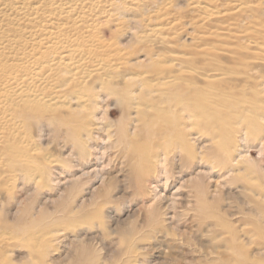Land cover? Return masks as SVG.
Returning <instances> with one entry per match:
<instances>
[{"label":"rangeland","instance_id":"obj_1","mask_svg":"<svg viewBox=\"0 0 264 264\" xmlns=\"http://www.w3.org/2000/svg\"><path fill=\"white\" fill-rule=\"evenodd\" d=\"M194 1L78 0L59 6V0H44L42 11L25 17L6 11L0 1V264H264V0H209V17ZM125 18L140 23L131 28ZM128 32L133 35L119 42ZM73 48L83 51L69 54ZM92 59H105L107 67L93 73ZM149 59L164 67L148 65ZM76 60L78 69L67 63ZM118 65L124 67L113 69ZM36 72L49 78L31 81ZM64 80L77 87L57 92ZM14 82L34 92L4 102L2 92L15 88ZM112 84L124 99L108 94ZM80 86L92 89L91 96L72 103ZM104 94L110 105L103 124L110 123L112 132L119 126L133 132L129 146L114 145L113 135V146L103 148L97 138L102 134L90 113L101 112L90 101ZM70 104L85 118V132H93L90 143L77 146L65 125L48 123ZM39 105L45 114L27 121L4 115ZM89 144L102 159H95ZM203 145L201 160L177 163L183 146L182 153H189ZM234 149H247L249 161L232 166L220 160L221 151L233 155ZM80 150L86 155H77ZM164 152L166 186L154 160ZM95 167L110 176L106 183L92 177ZM200 169L210 177L203 210L192 180ZM68 177L80 183L62 195ZM149 182L174 199L177 229L148 220ZM96 186L101 192L82 202ZM108 215L131 225L130 235L112 231L117 220ZM161 240L163 246L154 249ZM134 245L153 250L137 253ZM224 246L237 252H224Z\"/></svg>","mask_w":264,"mask_h":264},{"label":"bare ground","instance_id":"obj_2","mask_svg":"<svg viewBox=\"0 0 264 264\" xmlns=\"http://www.w3.org/2000/svg\"><path fill=\"white\" fill-rule=\"evenodd\" d=\"M1 1V0H0ZM9 0H4V2H1V4H3V5H5L6 7H8V9L6 10V11H9L10 13H12V14H17V15H24L23 17H25V16H28V15H34V14H37V13H39L40 11H42L43 10V8H45L48 4L47 3H44V0H38V1H35L34 2V0H33V2L32 3H28L27 2V0H12V3L11 2H8ZM72 1H78V0H59V6H62V5H68V4H71V2ZM194 6L195 7H197V9L198 10H200V11H202L203 13H206V16L207 17H209L210 15H212L213 14V11L210 9V1L209 0H195L194 1ZM239 6H241V5H239ZM169 7V6H168ZM165 8H167V7H165ZM4 10H5V7L3 8ZM122 14V13H121ZM120 14V15H121ZM49 15V14H48ZM126 20L125 21H127L129 24H130V26H131V28L132 27H135V26H137V25H139V23H140V20L139 19H135V18H125ZM151 32L154 30V27H152V28H150L149 29ZM133 35V33L132 32H128L127 34H124L122 37H120V40H119V42H121V41H124L126 38H129V37H131ZM80 48H82L83 46L81 45V46H79ZM83 50L82 49H76V48H73V49H71L70 51H69V54H72V53H75V52H82ZM86 53H89V51H86ZM113 56V55H112ZM108 58H109V56H107ZM92 58V57H91ZM86 60H87V58H86ZM90 60V59H89ZM93 61H96V62H93V63H95V69L92 71L93 73H97V72H100V70H104L106 67H107V65H105V63L107 62V61H105V59H104V61H102L101 59H99V60H94V59H92ZM140 60V59H139ZM146 62V61H145ZM68 63V65L69 66H73V67H76V69H78V67H79V64H78V62H77V60L76 61H74V62H67ZM92 63V64H93ZM135 64H140L141 63V61H136V62H134ZM148 63V65H152V67L154 66V65H158L160 68H162V67H164V64H161L160 62H158V61H156V60H153V59H149V61L147 62ZM166 63V62H165ZM124 66H122V65H118V66H115L113 69H121V68H123ZM148 67V66H147ZM155 67H157V66H155ZM85 68V67H84ZM151 69V68H150ZM168 69V68H167ZM161 70V69H160ZM169 70V69H168ZM176 70V69H175ZM164 71V70H163ZM166 71V70H165ZM172 71V70H171ZM174 71V70H173ZM91 72V73H92ZM150 72V71H149ZM175 72V71H174ZM102 74V73H101ZM160 74V71L159 72H154V76L155 75H159ZM220 75H221V77H223V75L224 74H221L220 73ZM41 76H44V74H40V73H38V72H36V73H34V76L33 77H31L30 78V80L31 81H33V80H44V81H46V79L47 78H49V77H41ZM217 76H219V74L217 75ZM39 77H41L40 79H38ZM165 77H168V76H165ZM124 78V77H123ZM13 80H16V77H13L12 78ZM164 79H166V78H164ZM67 80V79H66ZM66 80H64V81H62V84L58 87V89L60 90V91H57V92H61L62 91V89L63 90H65L66 88L65 87H71V88H74V87H77V85L76 84H71V83H67L66 82ZM72 80V79H71ZM71 80H69V82L71 81ZM14 83H16V82H14ZM21 82H19V83H16V85H15V88H10L9 89V91L8 90H5V91H3L2 92V100L4 101V102H8V101H14V100H19V101H21V100H23V96H27V94H29V93H32V92H34V91H32L29 87H25V85H22V86H19V84H20ZM223 83V82H222ZM227 85V84H226ZM232 85V84H231ZM187 86V85H186ZM247 86V85H246ZM81 88L79 89V91L77 92V94L74 96V97H70V100H74V101H71L72 103H77V102H79V101H84L83 99H81V97H83V98H86V99H88V98H90V92L92 91V89H86L85 87H83V86H80ZM97 87V86H96ZM98 87H100L101 88V86L99 85ZM115 87H116V85H111L110 86V88H108L107 89V91H108V94L109 95H117V96H120L121 97V95L120 94H122L121 93V91H117V89H115ZM56 89V88H55ZM85 91H87L86 93H85ZM76 93V92H75ZM149 93H151V92H148L147 94H149ZM186 92H184V94H185ZM51 94V93H50ZM99 94V93H98ZM130 95H131V93H129ZM174 95H175V93H174ZM181 95V94H180ZM49 96V95H48ZM81 96V97H80ZM107 96L108 95H106V94H104V96H102L101 98H100V96L98 97L99 98V101L98 102H96L95 103V101H90V103H93V104H95V106H97V109L99 108L100 109V112H101V114H100V116L99 117H96L97 115V110L95 109V111L96 112H91L90 113V115L92 116V118L94 117L95 118V120L97 121V124H98V126L99 127H97L96 128V131L98 132V133H101L102 134V137H100L101 135H97V138L98 139H100L102 142H104V145H103V148H105V147H107V145L108 144H110L109 146H113V144L114 145H121V146H123V145H125V146H129L128 145V142L126 141L127 140V136L128 135H130V134H132L133 132H129V131H125L124 132V126H119L117 129H116V132H112V131H110L109 130V128L111 127V124L110 123H106V124H103V123H105V115H106V112H107V108H109V105H110V103L109 102H107L106 101V99L105 98H107ZM183 96V95H182ZM105 97V98H104ZM129 97V96H128ZM178 97H179V95H178ZM48 98V97H47ZM132 99H135L136 97H135V95H132V97H131ZM162 98V97H161ZM39 99V98H38ZM52 99L53 98H51V100H49L50 102L52 101ZM61 99H63L62 97H61ZM60 99V100H61ZM69 99V98H68ZM121 99H124V97L122 96L121 97ZM162 99H164V98H162ZM161 99V100H162ZM190 99V98H189ZM44 100V99H43ZM53 102V101H52ZM67 102V101H66ZM88 102V101H87ZM164 102V101H163ZM162 102V103H163ZM80 103V102H79ZM58 104V103H57ZM56 104V105H57ZM66 105H68V104H66ZM92 105V104H91ZM44 107L45 106H41V105H39V106H36V107H32V106H30V107H26L25 108V110H23V109H19V111H16L15 112V110H5L4 111V115H7V116H10V117H12V115H20V118H22L23 117V119L25 120V121H27V119H28V116L29 115H44L45 114V110H44ZM51 107H52V105H51ZM91 108H93V107H91ZM68 110H67V112L65 113V114H58L57 116H54V117H51V119H49V121H48V123L51 125H54V126H58V125H65L66 127H67V130H66V134H67V136H69L70 138H72L73 139V141H74V143H75V145H77V146H81V145H85L86 143H90L93 139V137H92V135H93V132H89V131H86L85 132V127H86V125L85 124H83L84 122L82 121V120H84L85 118L84 117H82V116H80L79 114H78V111L75 113V109L76 108H72V106H71V104H70V106H68V108H67ZM191 109V108H190ZM65 112V111H64ZM99 114V113H98ZM131 114V113H130ZM47 115V114H46ZM129 115V113H127L126 114V117H129L128 116ZM192 116V115H191ZM196 116V115H195ZM69 117V118H68ZM192 117H194V116H192ZM219 117V116H218ZM39 118V117H38ZM195 119V118H194ZM201 119V118H200ZM77 120V121H76ZM130 120H131V123L133 122V125H134V122L136 121V118L133 116L132 118H130ZM187 120V119H186ZM209 121V120H208ZM10 122H11V120H10ZM103 124V125H99V124ZM211 123H212V121H211ZM30 125V124H29ZM89 125H92V124H89ZM145 125V124H144ZM217 125V124H216ZM44 126V125H43ZM204 126H206V125H204ZM40 127V126H39ZM132 127V126H131ZM217 127V126H216ZM133 128V127H132ZM218 128V127H217ZM217 128H214V129H217ZM50 129V128H49ZM38 131H41V130H38ZM216 131V130H215ZM9 133H6V136H13L12 134L13 133H11V131H8ZM127 132V133H126ZM204 132V131H203ZM206 133H207V131H206ZM15 134V133H14ZM56 133H54V135H55ZM113 135H116L117 136V138L115 137V140H113L114 141V143L113 142H111L110 140H111V137L113 136ZM146 135L147 136H152L153 134L152 133H150L148 130H146ZM169 135H170V133H169ZM242 135V134H241ZM167 137H168V135H167ZM171 137V136H170ZM28 139V138H27ZM168 139H169V137H168ZM167 139V140H168ZM263 139V138H262ZM166 140V141H167ZM241 141L240 142H246V138L245 137H243V138H241L240 139ZM26 141V140H25ZM194 141V140H193ZM125 142H126V144H125ZM167 142H169V141H167ZM93 143V142H92ZM111 143H113V144H111ZM94 145V144H93ZM92 144L90 145H88V149H91L90 151H92L93 152V154L95 155V159H102V156H101V154H103L102 152H101V154H100V156L98 157L97 156V154H99V153H97V149H96V147H94ZM166 146H167V144H165ZM169 145H170V143H169ZM176 145V144H175ZM174 145V146H175ZM178 145V144H177ZM181 145V144H180ZM202 145V144H201ZM245 146V145H244ZM179 147L180 146H178V148H175V149H179ZM190 147V146H189ZM220 147H221V145H220ZM249 147V146H248ZM167 148V147H166ZM181 148V147H180ZM183 148H184V146H183ZM179 149L178 150V153H179V158L176 160L177 161V163L179 164V163H181L182 165L185 163V162H187V163H189V162H191L192 161V158H195L196 159V161H197V159H199V160H201V156H203V149L205 148V146L203 145V146H201V147H196L195 148V150L194 151H191L190 152V150L188 151L189 153H185V152H183L182 153V151L181 150H184V149H186V147L184 148V149ZM222 148V147H221ZM224 148V147H223ZM122 149V148H121ZM248 149V148H247ZM247 149L246 150H240V151H238L237 149L234 151V152H236V154H233V155H231V153H230V151L228 152V151H225V150H223V151H221V154H220V160H223V161H225V159H228L229 161H230V163H231V165L233 166V165H235V164H237V163H239V162H246V161H249V155L247 154ZM187 152V151H186ZM70 155V154H69ZM72 156L74 155V154H71ZM77 155H79V156H84V155H86V153L84 152V151H79V153L77 154ZM115 155V154H114ZM169 154L168 153H166V152H164V153H161V154H158V155H156V157L154 158V160H155V164H156V166H157V172H156V176L157 177H160L161 175L164 177V180L165 181H163L164 182V185L163 186H166V181L168 180V172H169V170H168V168H167V162H168V160H169V156H168ZM208 156V155H207ZM174 157L175 156H172V163H174ZM70 158V157H69ZM74 159V158H73ZM89 159V158H88ZM87 160V159H86ZM85 160V161H86ZM114 160V159H113ZM198 160V161H199ZM46 161L48 162V163H53V161L52 160H48V159H46ZM79 161V160H78ZM185 161V162H184ZM29 162H31V163H34V161L32 160V159H30L29 160ZM183 162V163H182ZM71 163H72V161H71ZM198 163H200V162H198ZM45 165V164H44ZM73 165V164H72ZM77 166V165H76ZM95 170H96V167L94 168ZM105 169L104 168H102L101 170H96V171H94V173H92V177H94V179L95 180H97V181H99V185L100 184H102V183H104L106 180H108L109 178L108 177H110V176H108V174L107 173H105V172H103ZM204 170V169H203ZM203 170H201L200 169V171H198L196 174H195V176L192 178V180H194V186H195V192H196V195H195V198H196V203H197V205H198V209L199 210H203V208H205V207H207V204H208V202H207V197H206V190H208V188H209V186H207V183L208 182H210L209 181V179H210V177L209 176H207V173L205 172V171H203ZM179 173V172H178ZM89 174V172H83L82 173V176H87ZM117 174V173H116ZM180 175V174H179ZM62 176V175H61ZM60 176V177H61ZM73 177V176H72ZM72 177L71 178H69L68 177V179L66 180V182L64 181L63 183H64V185L66 186V187H68V188H66V187H64L63 186V188H66L65 190L64 189H61V194L63 195V193H66V191H68V190H70V189H74L79 183H80V181L77 179V178H74V179H72ZM80 177V176H79ZM113 177V176H112ZM115 178H117V176H114ZM140 179V178H139ZM51 181H52V179H51ZM56 182H57V184H60V179H56ZM141 182H143V181H140L139 182V187H137V188H139V189H141L140 187H143L142 186V184L143 183H141ZM63 183H62V181H61V184L63 185ZM106 183V182H105ZM148 188H149V190H150V193L152 194V196H151V199L149 200V204L148 205H146L145 206V208L148 210V213H149V215H148V220L150 221V222H152L153 224H155V225H157L158 224V226H159V224H161L160 226H163V227H166V228H176L177 226H178V217L174 214V213H171L172 211H173V207H174V199L171 197L170 199L168 198V197H166V196H163V194H161L160 192H158L157 191V185L156 184H152L151 182H149V185L147 186ZM181 187V186H180ZM143 189V188H142ZM65 191V192H64ZM84 191V190H83ZM212 191V190H211ZM98 192H101V188L99 187V186H96V187H94V188H92V190H88V195H89V197L87 198V197H85V196H83V198H81L82 199V202H86V201H90L93 197H94V195L96 194V193H98ZM213 192V191H212ZM69 193L70 192H67V194H68V196H69ZM58 194H59V192H58ZM60 194V195H61ZM86 194V193H85ZM60 195H59V197H60ZM143 195V194H142ZM107 196V195H106ZM173 196V195H172ZM67 197V196H66ZM209 198V197H208ZM45 202V201H44ZM43 202V203H44ZM81 202V201H80ZM146 202V201H145ZM176 203V202H175ZM75 207H77V208H79L80 206H78V205H76ZM108 218H110L111 220H114V218L112 217V216H110V215H108L107 216ZM180 217V216H179ZM113 218V219H112ZM128 218H130L129 217V215H128ZM147 219V218H146ZM117 220V219H116ZM116 220H114V221H116ZM123 220V219H122ZM36 222H38L37 221V219L35 220ZM113 221V222H114ZM36 222H33V223H36ZM116 228L113 230L112 229V231H114V232H116V233H121V234H123V235H130V233H131V231L133 230V227H130L129 225H127V226H129V227H126L125 225H124V223H123V225H121V222H120V220H117L116 221ZM117 225H121L120 227L118 226L117 227ZM155 225H153V226H155ZM17 227V226H16ZM21 228V229H20ZM17 227V229H19V230H23L24 231V228H22V227ZM26 228V227H25ZM150 228H151V226H150ZM150 228H149V230H150ZM156 227H154V229H155ZM158 228V227H157ZM162 228V227H161ZM152 229V228H151ZM160 229V228H159ZM163 229V228H162ZM177 229V228H176ZM151 231V230H150ZM154 231V230H153ZM203 231V230H202ZM146 232H144V234H145ZM150 233H153V232H150ZM80 234V233H79ZM154 234V233H153ZM162 234V233H161ZM81 235V234H80ZM74 236V235H73ZM85 236V235H84ZM141 236V235H140ZM161 236V235H160ZM89 237V236H88ZM90 237H92V236H90ZM89 237V238H90ZM138 237V236H137ZM143 237V236H142ZM147 237V236H146ZM149 237H150V235H149ZM148 237V238H149ZM152 237V236H151ZM2 238V237H1ZM86 238V237H85ZM84 238V239H85ZM136 238V237H135ZM141 238V237H140ZM139 238V239H140ZM232 238V237H231ZM235 238V237H234ZM233 238V239H234ZM3 239V238H2ZM72 239V238H71ZM137 240H138V238H136ZM136 239H134V240H136ZM142 239V238H141ZM76 240H78V238H76L75 240L74 239H72L71 240V242L70 243H74ZM80 240H81V237H80ZM80 240H78V241H80ZM133 240V239H132ZM133 240V241H134ZM160 240V239H159ZM244 240V239H243ZM68 241H69V239H68ZM82 241H83V239H82ZM162 241V240H161ZM157 242V241H155L154 243L155 244H157V245H155L156 247L154 248V249H158L159 248V246H158V244H160V243H163V241L162 242ZM81 242V241H80ZM128 242H129V240H128ZM79 243V242H78ZM129 243H131V241L129 242ZM232 243V242H231ZM1 244H2V242H1ZM132 245V244H131ZM137 245V244H136ZM153 245V244H152ZM162 244H160V246H161ZM74 246V245H73ZM135 246V245H134ZM163 246V245H162ZM239 246V245H238ZM136 248H135V250H134V252H137L138 253V251L139 250H141V251H145V250H153L151 247H138V246H135ZM240 247V246H239ZM2 248V247H1ZM171 248V247H170ZM225 248V249H224ZM242 248V247H241ZM241 248L240 249H238L240 252H241ZM231 250L232 251V254H233V252H237V247L236 246H233V248H229V246H224L223 247V251L224 250H226V251H228V250ZM168 251V250H167ZM212 251V250H211ZM220 252L221 253V256H222V254L224 255V252ZM231 253V252H230ZM163 254V253H162ZM238 254V253H237ZM239 254H241V253H239ZM170 255V254H169ZM128 257V256H127ZM127 257H126V259H127ZM165 260V259H164ZM123 261V260H122ZM133 262V261H132ZM131 262V263H132ZM165 262V261H164ZM228 263V262H227ZM139 264H141V262L139 263ZM147 264H158V263H153V262H147Z\"/></svg>","mask_w":264,"mask_h":264}]
</instances>
